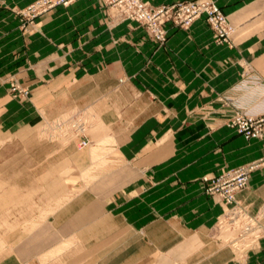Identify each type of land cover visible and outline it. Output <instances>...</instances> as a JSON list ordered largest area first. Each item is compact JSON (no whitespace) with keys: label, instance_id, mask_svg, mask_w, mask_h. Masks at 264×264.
<instances>
[{"label":"crops","instance_id":"0c3cea01","mask_svg":"<svg viewBox=\"0 0 264 264\" xmlns=\"http://www.w3.org/2000/svg\"><path fill=\"white\" fill-rule=\"evenodd\" d=\"M35 1L0 0V138L28 148L36 165L0 170V264H236L208 237L223 207L203 178L264 156V138L227 126L219 101L243 95L245 83L252 106L264 96V0H214L234 27L232 44L215 43L205 17L188 29L167 24L158 44L136 21L113 23L101 0L58 6L34 26L18 11ZM12 77L26 97L11 93ZM73 107L95 112L115 163L44 216L50 181L65 180L67 161L73 173L87 161L65 150L46 158L39 124ZM237 199L251 211L264 205V167Z\"/></svg>","mask_w":264,"mask_h":264},{"label":"rangeland","instance_id":"374dc122","mask_svg":"<svg viewBox=\"0 0 264 264\" xmlns=\"http://www.w3.org/2000/svg\"><path fill=\"white\" fill-rule=\"evenodd\" d=\"M37 1L30 4L25 9L18 11V13L23 17L24 21L27 20L28 23H31L34 26H36V18L41 14L50 12L56 9L58 6H69L77 0H73L69 4L60 3L54 5L51 8H48L46 11H43L42 13L36 14V12H34L29 14V8ZM101 1L108 9H110L113 23H119L127 20L136 21L146 28L150 37L158 44H165L168 40L169 35L167 24L171 23L179 28L188 29L197 19L201 17H205V19L209 23L213 31V39L215 43L232 44V33L234 32V27L229 23L228 19L227 21L231 26L232 31L229 37L226 36V38H228V41H226L224 40V37H221V25H219L218 28L215 27L212 22H210L206 13H202L191 24L186 26L183 23L179 22V19H177L178 13L177 11H174L171 19L165 20V22L162 24V27L165 30V39L159 40L150 32L146 24H143L136 19L125 18L123 15H121L120 9L117 6L113 5L112 2L109 3L106 0ZM140 1L154 8H168L173 7L177 3H191L199 0H179L173 3L158 5L151 4L150 2L144 0ZM209 1L218 6L220 11L222 10L214 0ZM246 84L247 83H245V85L241 84V86H239V88L237 89L239 90V93H242L243 95L233 93V96L236 95V97H234L236 100H229L228 96L219 98L220 103H222V108L227 113L225 123L227 126L235 129L237 133L245 137L247 140L252 138H264V96H262L258 100L256 99L257 106H252L251 104L253 100H250L249 94L247 97V94H244V91L248 90V88H246ZM262 90H264V88H259V93H261V95H264V91ZM10 91L14 96L20 95L22 97H26L29 93L28 89L21 85L14 77H12V79L10 80ZM254 107H257L258 113L253 111V109H255ZM72 117L74 118V120H70V122L64 124V126H58V123H61L62 120H66L67 118L72 119ZM77 123L83 124L85 128L83 132H79L76 130ZM244 123H248L247 128H242V124ZM101 124L102 123L99 120L98 116L90 107H73L56 115L46 116L39 124L40 127L38 128V136L41 140L43 139L47 141L50 146L48 154H46V158H55L58 156L57 154L59 152L65 150L66 156L74 154V152H76V154L82 155L83 159H86L87 161V163L80 168L81 170L77 169L78 171L74 173V167L70 166L69 162L67 161L64 165L65 171H62L63 175L61 174L65 177V180L58 181L57 179H53L50 181L48 188L50 211L44 212V216L49 213H53L55 209L68 201L76 191H79L80 189L85 187L95 177V175H98L101 171L106 170L109 166L114 165L115 162H109L107 158L111 150V148H108V145L111 144L112 138L110 136V138H108L107 135H103L101 138L97 137L101 129H103ZM91 135H93V138L90 141L88 137H91ZM10 139H12L10 136L0 138V170L4 173H7V176L9 177L11 174L14 175L17 172L26 171L28 167L30 169H34L36 165L26 163L27 158L24 157L25 153L27 155V151L29 149L24 147L16 148L13 145L11 146L9 144L10 142H8L10 141ZM107 139H109L110 141ZM86 140L89 143L86 145H81L82 142ZM97 142L99 143L98 145H101L103 149H100V146L94 148L95 150H93V153L95 157L93 159L91 156V148L97 146ZM105 143H107L106 146L104 145ZM18 154H21L23 156L18 158L21 162L17 163V157L15 155ZM90 159L91 161L93 160L94 163H89L88 161ZM249 165H254V168L248 173L246 185L235 192V197L233 200L228 201L227 195L225 193L223 194L222 188L221 195L210 190L211 187H213V185L217 182L216 180L218 178H221L225 174L237 171L238 169L244 168ZM60 166L63 167L62 164H60ZM262 167H264V156L244 163L235 168L227 169L216 176H206L203 178L205 191L209 195L217 199L219 202H221V205L223 207L221 216L217 220L214 227L210 229L208 237L211 241L218 244L221 249L230 252L232 254V262H235L236 264H250L251 262L255 264H264V256H261V254L264 255V205H262V207H260L257 211H251L248 204L240 202L237 199V193L249 187V181L252 173L261 169ZM45 168L47 169V172H49V175L51 177L56 176L58 173L57 163H51L45 166ZM86 170L90 171L86 174ZM1 183L2 187H8V183H10V180H2ZM63 186L66 190L65 195H53V191L55 189H61L63 188ZM3 198L10 199V196H6ZM34 198L35 200L39 199L41 201V199L46 198V196H39ZM256 256L259 259L253 260L252 257L255 258Z\"/></svg>","mask_w":264,"mask_h":264},{"label":"built area","instance_id":"2783aa9c","mask_svg":"<svg viewBox=\"0 0 264 264\" xmlns=\"http://www.w3.org/2000/svg\"><path fill=\"white\" fill-rule=\"evenodd\" d=\"M73 0H39L33 4L28 11V13H42L48 8H51L54 5L63 3L69 4ZM109 3L112 2L113 5L117 6L120 9L121 15L125 18L136 19L139 22L146 24L150 32L159 40L165 39V30L162 27V24L165 20L171 19L174 11H177V19L179 22L184 25L191 24L196 18H198L202 13H206L212 24L218 28L221 25V37H224V40L228 41L232 28L227 21V17L224 12L218 8L215 4L211 3L209 0H199L191 3H177L173 7H160L154 8L149 6L146 3L141 2L140 0H106ZM229 100H236L234 97L228 96ZM238 114V113H237ZM74 120L67 118L62 120L61 123H58V126H64ZM251 121V119H250ZM72 122V121H71ZM76 122V121H74ZM73 123V122H72ZM76 124V123H75ZM248 123L242 124V128H247ZM77 131L83 132L85 130L83 124L77 123ZM78 133V132H77ZM89 142L83 141L81 145H86ZM254 168V165H249L244 168H240L237 171L230 172L225 174L221 178H218L216 183L211 187L212 192H217L221 195V188L223 189V194L227 195L228 201H231L235 197V192L238 189H241L246 185L248 173Z\"/></svg>","mask_w":264,"mask_h":264},{"label":"bare ground","instance_id":"6f19581e","mask_svg":"<svg viewBox=\"0 0 264 264\" xmlns=\"http://www.w3.org/2000/svg\"><path fill=\"white\" fill-rule=\"evenodd\" d=\"M105 138H106V137H105ZM108 138H110V137L108 136ZM107 140H109V139H107ZM99 141H100V140H99ZM109 141H110V140H109ZM109 141H108V142H109ZM111 141H112V140H111ZM104 142H106V141H104ZM109 143H110V142H109ZM101 144H102V143H101ZM104 145L106 146V145H107V143H105ZM104 145H103V146H104ZM98 146H100V147H101V145H98ZM98 146H97V147H98ZM98 149H99V148H98ZM100 149H103V148L101 147ZM94 150H95V149H94ZM97 153H98V152H97Z\"/></svg>","mask_w":264,"mask_h":264}]
</instances>
